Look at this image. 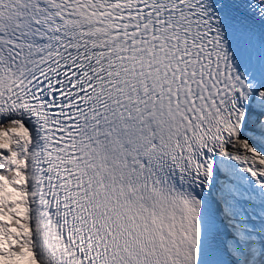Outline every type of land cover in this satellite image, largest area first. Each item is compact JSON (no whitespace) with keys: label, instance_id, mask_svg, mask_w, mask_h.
Here are the masks:
<instances>
[{"label":"snow or ice","instance_id":"1","mask_svg":"<svg viewBox=\"0 0 264 264\" xmlns=\"http://www.w3.org/2000/svg\"><path fill=\"white\" fill-rule=\"evenodd\" d=\"M0 264H264V0H0Z\"/></svg>","mask_w":264,"mask_h":264}]
</instances>
